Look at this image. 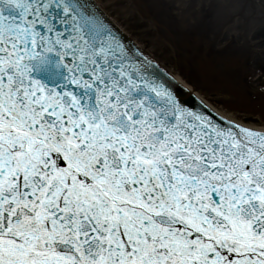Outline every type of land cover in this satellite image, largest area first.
<instances>
[{"label": "snow or ice", "instance_id": "obj_1", "mask_svg": "<svg viewBox=\"0 0 264 264\" xmlns=\"http://www.w3.org/2000/svg\"><path fill=\"white\" fill-rule=\"evenodd\" d=\"M190 96L91 0H0V264H264V130Z\"/></svg>", "mask_w": 264, "mask_h": 264}, {"label": "bare ground", "instance_id": "obj_2", "mask_svg": "<svg viewBox=\"0 0 264 264\" xmlns=\"http://www.w3.org/2000/svg\"><path fill=\"white\" fill-rule=\"evenodd\" d=\"M95 1L102 10L105 9L102 0ZM104 1H108L107 8L114 6V2L108 4L112 0ZM128 1L132 12L137 14L144 23L150 25V34L153 38L151 42L140 38V43H136L129 38L148 58L152 59L150 53L158 54L162 51V45L167 47V44V48L174 56L173 67H170L169 70L162 68L167 74L219 116L240 124H244L245 120L254 121L257 122V125L248 123L247 125L257 130H264V122L258 116L244 113L246 110L242 104V98L264 94V87L256 88L251 84L259 74L247 75L246 82L242 83L244 82L242 79L247 73L236 72L238 70L237 64H235L237 60L234 56L239 55L236 54L237 50L244 51L249 47V44L245 41L238 47L217 46V44L214 45V41L217 39L212 37V31L210 33L206 31L211 22L216 23L224 30L223 27L228 24L230 19L232 20V15L238 14L237 10L233 9L232 15L229 16V8L223 7L225 3H228V0ZM116 15L117 18L109 15L108 17L121 31L122 28L118 23L120 19L133 17L131 13L124 17L122 13H116ZM162 32L165 33L162 34ZM197 36L198 38H196ZM213 39L215 40L213 41ZM154 44L158 46L154 48L155 50H145L149 46L153 47ZM225 86L231 88L236 95L226 91ZM194 88L198 91H194ZM225 105L229 107H225Z\"/></svg>", "mask_w": 264, "mask_h": 264}, {"label": "rangeland", "instance_id": "obj_3", "mask_svg": "<svg viewBox=\"0 0 264 264\" xmlns=\"http://www.w3.org/2000/svg\"><path fill=\"white\" fill-rule=\"evenodd\" d=\"M105 4V9L103 10L110 17L117 18L116 13H122L123 17L131 13L133 17L127 19H120L118 22L122 28L123 33L129 37L132 41L140 43V38L148 41H152L150 25L144 23L142 19L135 13L132 12L129 7L128 0H112L108 4L114 2V6L111 8L106 7V1L102 0ZM240 1V2H239ZM228 3H247L249 7L244 8L242 11H236L238 14H233V9H228L229 16L232 15V20L230 19L228 24L223 27H218L216 23L211 22L208 24L206 31L211 35L214 41V45L223 46L224 48L238 47L241 46L245 41L249 44L246 50H237L235 57L237 60L235 64L237 73H247L244 75L242 83L247 80V75L259 74L258 77L254 78L253 84L256 88L264 87V3L261 0H228ZM117 20V19H116ZM197 32V29H195ZM165 32H162V34ZM175 33V32H173ZM176 34V33H175ZM214 35V36H213ZM217 36V37H216ZM178 37V36H177ZM198 38V36L196 37ZM213 45V49H214ZM168 47V45L166 44ZM156 44L153 47L149 46L145 50L150 51V49L155 50ZM162 45V51L158 54L150 53L154 62H156L163 69L169 70L173 67L174 56L169 48ZM247 47V46H246ZM215 50V49H214ZM229 50V49H228ZM240 52V53H239ZM236 69V68H235ZM241 69V70H240ZM245 123L249 125H257V122L245 120Z\"/></svg>", "mask_w": 264, "mask_h": 264}, {"label": "water", "instance_id": "obj_4", "mask_svg": "<svg viewBox=\"0 0 264 264\" xmlns=\"http://www.w3.org/2000/svg\"><path fill=\"white\" fill-rule=\"evenodd\" d=\"M93 4H95L96 5V7L100 10V11H102V12H104L103 10H102V8L97 4V2L95 1V0H92L91 1ZM104 14L107 16V18L111 21V26L113 27H115V28H117L118 30H119V32L118 33H122V31L116 26V24L108 17V15L104 12ZM109 23V22H108ZM110 24V23H109ZM120 33V34H121ZM122 35V34H121ZM123 35H125L124 33H123ZM122 35V37L125 39V41L126 42H128V43H130V45H132V46H134L132 43H131V41L130 40H128L126 37H124ZM136 46V45H135ZM134 46V47H135ZM136 48V47H135ZM138 48V47H137ZM139 49V48H138ZM140 50V49H139ZM141 51V50H140ZM142 52V51H141ZM145 55V54H144ZM146 56V55H145ZM159 69H160V67H159ZM161 70V69H160ZM163 73H166L164 70H161ZM167 74V73H166ZM167 76L168 77H170L171 78V80L172 81H174V83H175V85H177L178 86V88L179 89H183V91L184 92H187V93H190L191 94V96H190V99H189V103L190 104H192L193 106H195L197 103L198 104H201L203 107H204V109L206 110V111H210L211 113H213V114H215L216 116H218V117H221V116H219L218 114H216L215 112H213L211 109H209L205 104H203L196 96H194L191 92H189L186 88H184L180 83H178L175 79H173L169 74H167ZM243 99V102H242V104L245 106V108H244V110H246L244 113H246V114H250V115H252V116H258L260 119H261V121H263L264 122V119H262L261 118V115H260V113H261V111L262 110H264V94H258V95H256L255 97H253V96H251V97H246V98H242Z\"/></svg>", "mask_w": 264, "mask_h": 264}]
</instances>
